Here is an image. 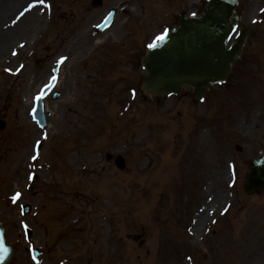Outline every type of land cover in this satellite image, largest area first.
I'll return each mask as SVG.
<instances>
[{
	"label": "rangeland",
	"instance_id": "rangeland-1",
	"mask_svg": "<svg viewBox=\"0 0 264 264\" xmlns=\"http://www.w3.org/2000/svg\"><path fill=\"white\" fill-rule=\"evenodd\" d=\"M33 3L0 0V115L8 125L0 133V155H8L0 158V196L17 250L12 264H32L30 244L45 251L41 264H199L201 256L200 264H264V194L243 191L248 164L264 149V0H241L236 36L247 31L248 39L228 82L195 107L189 94L165 100L152 117L136 90L145 73L140 59L171 24L166 15L178 7L197 12L205 0H104L102 11L80 0H44L29 9ZM113 7L119 9L113 28L96 33ZM124 8L135 12L131 23ZM64 10L67 20L57 22ZM140 10L147 13L137 21ZM60 57H66L61 98L46 102L43 141L28 110ZM99 119L112 122L109 145L85 139L87 127L88 136L99 135ZM59 134L70 139L56 145ZM36 141L43 147L32 162ZM145 152L173 163L150 175ZM108 153L125 155L133 170L115 174L104 162ZM22 204L32 206L29 215L22 216ZM20 221L34 232L28 243Z\"/></svg>",
	"mask_w": 264,
	"mask_h": 264
},
{
	"label": "water",
	"instance_id": "water-1",
	"mask_svg": "<svg viewBox=\"0 0 264 264\" xmlns=\"http://www.w3.org/2000/svg\"><path fill=\"white\" fill-rule=\"evenodd\" d=\"M237 5V0H210L202 16L184 17L179 29L161 40L143 60L148 72L144 79L145 90L158 97L180 94L182 87L188 85L194 89V97L199 99L213 84L224 82L230 74L232 63L239 58L245 44L244 38H241L231 49H226L237 25ZM178 49L183 51V55H188L183 61L178 60ZM205 54H208V59L204 58ZM161 58H166L169 62L158 60L156 66L152 65L153 59ZM172 60H177V63L171 62ZM213 64L219 66L208 76H202L209 72L208 66ZM47 92L48 89L44 94ZM40 119L43 120L42 117ZM250 168L246 191L260 193L264 191V153L252 161ZM13 253V248L7 244L5 230L0 221L1 264H9Z\"/></svg>",
	"mask_w": 264,
	"mask_h": 264
},
{
	"label": "snow or ice",
	"instance_id": "snow-or-ice-1",
	"mask_svg": "<svg viewBox=\"0 0 264 264\" xmlns=\"http://www.w3.org/2000/svg\"><path fill=\"white\" fill-rule=\"evenodd\" d=\"M36 4H44V0H35V3L29 5V9L32 7H35ZM157 39L162 40L163 37L161 36V37H158ZM149 47H155V44H151V45H149ZM65 59H66V57H61V59H60V61H58V63H62ZM56 80H57V77L55 75H52L50 78L49 84L45 85V88L54 86V83ZM42 98H43L42 95H38L36 99H37V101H39ZM32 159L33 160L37 159V156H33ZM29 179H31V177H29ZM19 196H20V193H16L15 196L13 197V200L15 201Z\"/></svg>",
	"mask_w": 264,
	"mask_h": 264
},
{
	"label": "bare ground",
	"instance_id": "bare-ground-1",
	"mask_svg": "<svg viewBox=\"0 0 264 264\" xmlns=\"http://www.w3.org/2000/svg\"><path fill=\"white\" fill-rule=\"evenodd\" d=\"M190 33H192V31L190 30ZM202 41H205L204 39L202 40ZM179 50V58H178V60L179 61H183L184 59H186L187 57H188V55H183V51L181 50V49H178ZM208 54H205V56H204V58H206V59H208ZM225 58H226V56H224ZM158 60H160L159 62H164V63H167V62H169V60L168 59H166V58H161V59H153L152 60V65L153 66H156V62L158 61ZM171 62H174V63H177V60L176 61H171ZM217 66H219V65H217V64H213V65H211V66H208L209 68H208V70H209V72H207L206 74H202V76H205V75H209V74H211L212 72H214L213 70L215 69V67H217ZM34 94V93H33ZM32 94V95H33ZM31 99H32V97H31ZM30 99V100H31ZM48 111V110H47ZM203 218V217H202ZM0 260H1V258H0ZM2 263V261H0V264Z\"/></svg>",
	"mask_w": 264,
	"mask_h": 264
}]
</instances>
